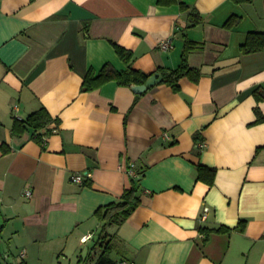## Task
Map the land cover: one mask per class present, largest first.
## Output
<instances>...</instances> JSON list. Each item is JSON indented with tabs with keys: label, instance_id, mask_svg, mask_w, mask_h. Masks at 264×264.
<instances>
[{
	"label": "crops",
	"instance_id": "crops-1",
	"mask_svg": "<svg viewBox=\"0 0 264 264\" xmlns=\"http://www.w3.org/2000/svg\"><path fill=\"white\" fill-rule=\"evenodd\" d=\"M158 1L0 0V264H78L100 228L94 212L134 179L139 206L107 228L113 260L264 264V100L250 94L264 89V52L240 50L264 31V0ZM186 39L200 44L188 64L201 77L178 92L161 82L134 102L115 82L81 91L88 70L125 69L113 44L153 75L178 67ZM40 108L53 119L43 145L12 133ZM198 164L215 168L211 185L196 179ZM86 172L82 185L69 181Z\"/></svg>",
	"mask_w": 264,
	"mask_h": 264
},
{
	"label": "trees",
	"instance_id": "trees-1",
	"mask_svg": "<svg viewBox=\"0 0 264 264\" xmlns=\"http://www.w3.org/2000/svg\"><path fill=\"white\" fill-rule=\"evenodd\" d=\"M175 1L176 0H159L158 3ZM251 1L252 0H233V2L237 4L250 3ZM179 7L184 12L189 9V7L183 3H180ZM188 20L190 26H195L201 23L199 13L193 8L190 10ZM238 20L239 19L236 17H231L225 23L224 27L226 29H230L233 25L237 24ZM113 47L118 58L125 65V69L118 71L111 64L106 63L97 72L91 69L88 70L82 79V92L98 90L108 82H115L120 87L131 88L133 85L144 84L145 81L151 76V74H146L132 67L133 54L131 51L116 44H113ZM199 48L200 44L186 39L184 41L180 64L178 67L175 69L162 68L158 70L163 78L162 83L169 86L174 92H178L180 89L179 82L183 78H187L194 83L198 82L201 77L200 70L189 66L188 55L194 51H197ZM240 50L244 55L264 52V31H254L248 33L244 43L240 47ZM144 93L135 94L134 102ZM250 94L257 101L264 100V89H262L260 86L253 88ZM255 114V122H261L263 117L257 108L255 109ZM52 122L53 119L49 113L45 109L40 108L39 110L31 113L24 120L15 119L11 130L14 135H21L29 130L31 131L33 138L40 141V143L43 145L46 142L43 141V138H47V126ZM215 172V168L198 164L196 166V179L211 185L214 180ZM139 176H141V174ZM139 194V179H134L131 186L123 191L118 201L100 207L94 212V217L100 222V228L94 239V245L92 246L91 252L95 249V247H98L101 250L98 255H95L91 252L88 253L84 259L78 261V264H118V261L124 260L120 259L115 261L111 258L114 243L107 233V228L110 226L121 225L131 215V213L140 204ZM241 229L242 223L240 226V230ZM230 230L231 229L223 227L217 229L216 231L229 232Z\"/></svg>",
	"mask_w": 264,
	"mask_h": 264
},
{
	"label": "built area",
	"instance_id": "built-area-1",
	"mask_svg": "<svg viewBox=\"0 0 264 264\" xmlns=\"http://www.w3.org/2000/svg\"><path fill=\"white\" fill-rule=\"evenodd\" d=\"M170 39H167V40H163L159 43V47L162 49V50H167L170 48ZM47 138H43V141L45 142ZM204 145L201 144L200 145V148H202ZM134 164H130L129 165V168H128V173L129 175H131L132 177H136L137 175L135 174V170H134ZM90 173L89 172H86V173H74L73 175L70 176V179L69 181L73 184H76V185H82L84 183L85 180L89 179L90 178ZM24 196L26 198H30L31 197V191L26 189L24 190ZM206 213H207V209L205 208L203 210V214L201 216V221H204L205 218H206ZM1 230V228H0ZM89 238H91V235H88L87 237H84L82 240H88ZM24 255V251L21 252V256ZM118 264H133L132 262H129V261H126V260H120L118 261Z\"/></svg>",
	"mask_w": 264,
	"mask_h": 264
},
{
	"label": "water",
	"instance_id": "water-1",
	"mask_svg": "<svg viewBox=\"0 0 264 264\" xmlns=\"http://www.w3.org/2000/svg\"><path fill=\"white\" fill-rule=\"evenodd\" d=\"M163 81V78L160 73H155L151 75L144 84L141 85H133L131 86V90L135 94H141L146 92L148 89L152 88L153 86L161 83Z\"/></svg>",
	"mask_w": 264,
	"mask_h": 264
},
{
	"label": "rangeland",
	"instance_id": "rangeland-1",
	"mask_svg": "<svg viewBox=\"0 0 264 264\" xmlns=\"http://www.w3.org/2000/svg\"><path fill=\"white\" fill-rule=\"evenodd\" d=\"M88 263V262H87Z\"/></svg>",
	"mask_w": 264,
	"mask_h": 264
}]
</instances>
